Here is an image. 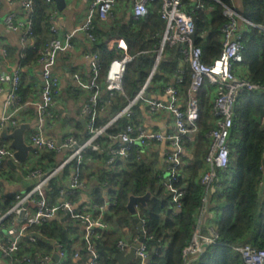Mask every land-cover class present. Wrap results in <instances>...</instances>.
Returning a JSON list of instances; mask_svg holds the SVG:
<instances>
[{"label":"trees","instance_id":"obj_1","mask_svg":"<svg viewBox=\"0 0 264 264\" xmlns=\"http://www.w3.org/2000/svg\"><path fill=\"white\" fill-rule=\"evenodd\" d=\"M201 1L202 7L199 9L195 8L198 0H182V5L195 19V43L203 49L202 59L211 64L222 50L221 27L228 20L224 11L227 7L235 5L234 0ZM160 9V2L154 1L150 3V12L145 18L125 15L113 16L111 21L101 24L99 20L96 21L98 36L93 43H89V51L98 52L101 58V73L98 79L101 100L98 108L103 106L104 110L98 115L99 125L107 124L121 112L128 100L136 97L150 76L165 29ZM239 10L243 17L254 25L240 24L245 45L244 59L241 63H235L233 70L239 78L259 84L263 89L256 92L245 91L238 97L234 108L235 122L229 138L230 164L226 170H218V179L209 188L200 183V173L204 169L208 148L206 134L214 127L215 121L212 114L215 93L207 81L200 93L199 130L195 140L186 144L188 155L192 158H189V163L182 169V175L176 182L186 189L178 215H173L171 194L162 185L163 167H160V157L152 154L142 157L133 150L126 166L117 172H113L106 163L110 145L113 144L109 135L123 131L128 118L120 117L108 127L106 136L100 139L103 144L102 152L87 150L86 161L82 165L85 170L82 178L88 181L90 189L87 192L91 201L102 204L107 197L116 200V204L105 215V220L111 228L102 232L100 238L93 240L100 252L101 264H117L114 257L121 252L117 245L122 238L121 225L133 224L135 220L127 208L129 198L131 195H144L148 191L151 192V197L147 204L137 206L140 219L146 221L145 243L149 251V264H187L183 249L191 242L198 227L206 234L201 223L205 208L213 214L212 223L217 238L214 243L206 245L203 253L189 264H248L235 247L250 244L264 249V0H242ZM55 11V7L46 0H33V10L29 15L33 34L27 39L26 47H6L8 60L17 56L21 68L38 65L45 44L53 36L51 25ZM110 38H123L127 44L126 52L133 57L123 77L122 91L110 92L106 89L110 64L122 54V50L108 51L107 40ZM181 59L178 45H166L147 93H153L158 82H169L170 77L177 76L180 70H184V79L179 87L181 97L186 98L191 84V69L187 64L180 66ZM21 75L22 84L18 94L21 101L25 102L35 93V87L29 83L23 70ZM68 92L74 98H79L81 94H75L71 90ZM142 104L143 102L139 101L134 107L133 119L136 126L144 123L140 109ZM77 125L83 127L79 122ZM77 136L80 137L79 134ZM1 141L7 142L3 139ZM60 155L57 151L43 152L36 164L39 166L41 162L43 165L48 163L45 168H54L62 160ZM74 165H66L53 178V193L50 195L52 203L59 199V188L64 185L60 177H70ZM8 167L12 168L9 161H5L0 176L7 177ZM80 194L79 191L74 200L79 199ZM15 197L16 194L7 195L0 208L3 211L9 209ZM206 197L208 202L205 201ZM37 228L41 231L38 242L23 244L20 256L32 251L52 253L55 250L52 241L56 240L62 243L70 257L55 264H89V254L82 237L83 228L79 222L57 216ZM77 247L82 254L78 262L71 257Z\"/></svg>","mask_w":264,"mask_h":264},{"label":"built area","instance_id":"obj_2","mask_svg":"<svg viewBox=\"0 0 264 264\" xmlns=\"http://www.w3.org/2000/svg\"><path fill=\"white\" fill-rule=\"evenodd\" d=\"M14 2L16 0H10ZM24 16L18 17L16 11H12L3 18L7 28L21 33L22 46L26 47V41L33 34L32 21L29 18L33 10V0H19ZM54 7L55 0H46ZM89 6L83 24L79 29L62 32L54 22L51 25L53 36L45 44L42 56L38 60L43 76V85L38 100L30 99L22 102L18 94L22 84L19 66L9 78V110L0 119V132L6 123L10 124V131L25 122V115H35L36 124L27 136V141L34 148L32 150V166L28 168L30 177L38 178L36 185L29 191L19 192L9 209L3 211L0 208V261L3 264H55L68 259L69 252L64 249L59 241H52L55 250L52 253L32 251L22 256L19 255L23 244H36L38 242L40 229L37 227L44 222L61 216L64 220L72 219L83 228V241L89 254V264H101L100 252L93 242L101 237L102 232L111 228L105 220L106 213L116 204V200L107 197L102 204L91 200H74L77 193L88 184L82 175L85 173L83 163L88 149L97 152L103 151V144L100 139L107 134L110 125L120 117L129 119L125 129L116 135H109L113 142L110 145L109 157L106 163L113 172L119 171L126 166L131 152L136 150L138 155L150 156L152 152L166 144L168 150L165 152V163L162 169V185L170 192L173 215H178L183 202L182 198L186 189L176 182L182 175V169L189 163V155L186 144L195 140L199 130V119L201 100L200 93L205 82L214 89V100L212 114L215 118L214 127L206 134L208 148L204 158V169L200 177V183L209 188L218 179V170H226L230 164L229 138L231 129L235 122V105L242 92H256L263 89L259 84L239 78L233 70L235 63H241L244 59L243 32L240 24L254 25L243 17L235 7H227L224 14L228 18L221 27L222 50L220 55L211 64L203 61V49L196 45L194 34H196L195 19L192 13L183 9L182 0H133L132 14L135 18H145L150 12V3L159 1L161 4L160 14L165 21V29L161 36L160 45L157 48L156 68L160 61L161 54L166 45H178L182 62L191 69V84L187 91V97L181 101L180 83L184 79V70H180L174 84H167L164 92L166 100L156 98L147 93L152 77L156 71L153 68L150 76L142 86L136 97L129 99L126 106L105 125H99L97 118L104 110L98 108L101 87L98 79L101 73V58L98 52L88 51L86 57L90 60V75L84 78L79 71L70 69L74 84L68 89L75 94L81 93L83 99L80 112L85 118V131L83 138L76 133L58 140L56 137L47 134L50 128L49 119L53 117L52 108L59 101L62 95V78L56 71V64L59 53L74 47V38L77 32H82L89 43L98 36L96 21H107L114 15V8L119 0H88ZM202 7V1L198 0L195 8ZM0 54L4 61H8L6 47H0ZM108 51L122 50L119 58L114 59L109 67L106 78V89L110 92L123 90V77L127 65L132 61L127 51V44L123 38H110L107 40ZM1 90V89H0ZM34 96V95H32ZM139 101L148 106L149 111L156 116L169 113L175 125V131L162 132L147 127L144 123L136 126L133 119L134 107ZM18 116L21 119H18ZM264 125V121H263ZM57 151L65 153V157L56 166L44 169L38 166V159L43 152ZM14 148L11 141L3 143L0 140V172L5 161L13 160ZM88 161V160H87ZM35 162V165H33ZM74 163L71 175L66 184L59 188V199L51 202L53 193L52 180L64 167ZM208 202V197L205 198ZM134 219H140L139 208ZM208 209L202 213V218L208 213ZM68 216V218H65ZM204 216V217H203ZM142 229H137L131 238H121L117 245L121 252H128L132 244H139L136 248V257L129 264H149V251L145 240L147 232L146 221L141 220ZM214 227V226H213ZM143 237V240L141 238ZM215 228L210 234H204L201 227L194 233L191 242L183 249L184 258L187 264L203 253L204 247L216 241ZM130 241L132 243H130ZM248 264H264V249H258L250 244L235 247ZM58 253L59 261L54 255ZM80 248L77 247L71 253L72 259H81Z\"/></svg>","mask_w":264,"mask_h":264},{"label":"crops","instance_id":"obj_3","mask_svg":"<svg viewBox=\"0 0 264 264\" xmlns=\"http://www.w3.org/2000/svg\"><path fill=\"white\" fill-rule=\"evenodd\" d=\"M132 3L133 0H119L118 4L114 8L113 16H133ZM234 5L236 9H241L242 0H234ZM88 6V0H66L64 9L60 10L57 6L56 1H54V7L56 10L54 16L55 24L60 28L62 32H71L73 30L79 29L84 22ZM12 11H16L18 13V17L24 16V11L21 8V3L19 0H16L14 2H11L10 0H0V37L2 38L0 47H8L9 45L21 49V33L19 31H13L7 28L3 23V18ZM112 19L113 18H110L107 21H111ZM104 22L105 21H100V24ZM73 43V48L59 53L55 68L62 78L63 89L62 95L59 97V101L52 108L53 117L49 119L50 128H48L46 132L48 135L56 137L58 140H61L63 137L71 134L72 132L79 134L80 137L83 138L85 131V118L80 112L83 95L79 94V98H74L70 95V92H68V86L74 84L70 69L79 71L84 78L88 77L90 72V60L88 57H86V53L90 48L89 42L85 39V36L82 32L76 33ZM183 65L184 63L181 59L180 66ZM17 68H19V61L17 60V56L15 58H9L8 61L3 60L0 62V119L8 112L10 108L8 102L9 78ZM23 72L28 77L29 83H31L35 87V93L33 94L34 96H31L30 99L38 100L40 98V92L43 85L41 68L38 65L33 64L29 67H24ZM178 75L170 77L169 82H158L157 88L153 93H149V95H153L156 98L166 100L168 96L163 89L167 84H174ZM183 100H185V97L182 96L181 101ZM140 109L143 114L142 120L147 127L160 130L162 132L175 131V125L169 113H163L160 116L153 115L149 111L148 106L145 103L140 106ZM24 118V123L29 124H33L34 120H36L35 115L32 113L25 115ZM18 119L20 120L21 117L18 116ZM77 122H79L83 127H78ZM31 131L32 129L27 130L26 139ZM0 138L1 140L3 139V141H7L6 143L11 141L10 139L3 138L1 135ZM167 150L168 146L163 143L158 149L152 152V155H155V157H160V167H163L165 163V152ZM64 157L65 153L60 155L61 159H63ZM33 159L34 157H32L31 151L26 162L20 163L15 160L13 164L9 162L12 168L8 167L7 170H9V173L7 174V177L0 176V205L2 202H4L7 195L29 191L36 185L39 179L36 177H30L28 175V168L32 166ZM47 164L48 163L43 165L41 162L39 166L46 169L45 166ZM68 178L69 176H67L66 178L61 176L60 181L62 182V184H65L68 181ZM89 189V184H85V186L80 190L81 194L79 199H77L79 203L91 200V197L87 192ZM213 220V214L210 212L206 213L205 217L201 219V223L203 224L204 231L206 233L212 232V229L214 228L212 223ZM137 229L138 225L135 220L133 224H122L120 228L122 238L129 237L130 239L131 236L135 234V232H137ZM127 231L129 233L128 235H126ZM0 263L3 264L2 261H0Z\"/></svg>","mask_w":264,"mask_h":264},{"label":"water","instance_id":"obj_4","mask_svg":"<svg viewBox=\"0 0 264 264\" xmlns=\"http://www.w3.org/2000/svg\"><path fill=\"white\" fill-rule=\"evenodd\" d=\"M57 3V6L60 10H63L66 5V0H55ZM196 34H194L195 38ZM156 68V65L154 66ZM84 122V121H83ZM36 124V120H34L33 124L29 123H21L17 128L12 130L10 132V124L6 123L0 132V135L3 138L10 139L11 140V146L14 148V156L13 160L10 161V163L13 164L14 160L20 163H24L28 160L30 152L33 150V146L28 143L26 139V133L28 129H33ZM151 197V192L148 191L144 195H131L127 204V208L130 211L131 214L136 213V206L138 204L146 205L148 200ZM65 218H68V216H65ZM135 222L138 225L139 229H142V222L138 217L135 218ZM128 231L126 232V235H128ZM143 240V237L141 238ZM130 243H132L130 241ZM139 244L135 243L131 245V249L128 252H120L115 255V260L118 264H129L131 263L134 258L136 257V248ZM54 258L56 261H59V255L56 253L54 255Z\"/></svg>","mask_w":264,"mask_h":264}]
</instances>
